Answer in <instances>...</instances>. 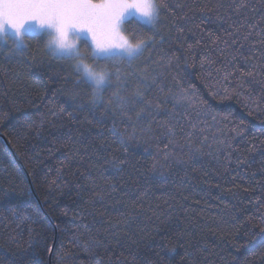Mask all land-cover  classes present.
Instances as JSON below:
<instances>
[{"label":"trees","instance_id":"1","mask_svg":"<svg viewBox=\"0 0 264 264\" xmlns=\"http://www.w3.org/2000/svg\"><path fill=\"white\" fill-rule=\"evenodd\" d=\"M157 3L95 106L45 36L0 41V264H264V0Z\"/></svg>","mask_w":264,"mask_h":264},{"label":"clouds","instance_id":"2","mask_svg":"<svg viewBox=\"0 0 264 264\" xmlns=\"http://www.w3.org/2000/svg\"><path fill=\"white\" fill-rule=\"evenodd\" d=\"M160 5L157 0H128L124 9L111 21L112 37L104 43H94L84 28L72 25L33 23V35H43L46 50L53 57L67 58L73 61L74 70L92 89V101L99 103L102 93L108 86L111 72L106 66H97L94 57L103 56L108 61L119 62L136 57L143 47L142 39H133L125 30V22L137 20L151 27L157 23ZM26 35V34H25ZM8 33H0V41L7 42ZM16 41L21 37H14ZM81 41H87L89 55L81 49Z\"/></svg>","mask_w":264,"mask_h":264},{"label":"snow or ice","instance_id":"3","mask_svg":"<svg viewBox=\"0 0 264 264\" xmlns=\"http://www.w3.org/2000/svg\"><path fill=\"white\" fill-rule=\"evenodd\" d=\"M127 2L128 0H0V33L7 32L14 37H23L20 41L15 40L12 45L13 51L16 52H22L27 47L25 34L33 32V22L84 28L87 29L94 43H104L112 37L111 21L120 14ZM165 7L166 5H160L158 20L160 12ZM155 26L156 23L150 27L154 30L153 36H147L142 40L143 47L139 53L152 43L154 36L157 34ZM177 31L182 32V29H177ZM247 38L245 37V39ZM136 58L137 56L121 62H126L131 66L132 61ZM94 59L107 61L105 57L99 55ZM171 62L172 58L170 57L168 63ZM251 74V72L247 73V75ZM111 75L116 77L115 86L117 89L124 86L125 78L120 75L118 67L115 72H111ZM76 82H81L79 75ZM182 91L185 93V98L194 99V96H188L187 90ZM113 95L118 96V92ZM134 95L142 99L139 91ZM119 99L123 101L124 97H119ZM91 103L94 106L97 104L94 101H91ZM112 131L115 134V128ZM121 143H123V140H121ZM244 164L245 161H239L237 168L243 167Z\"/></svg>","mask_w":264,"mask_h":264},{"label":"rangeland","instance_id":"4","mask_svg":"<svg viewBox=\"0 0 264 264\" xmlns=\"http://www.w3.org/2000/svg\"><path fill=\"white\" fill-rule=\"evenodd\" d=\"M33 23H35V22H33ZM26 34H32V33H26ZM8 35H10L15 40L14 36H12L11 34H8ZM1 42H3V41H1Z\"/></svg>","mask_w":264,"mask_h":264}]
</instances>
